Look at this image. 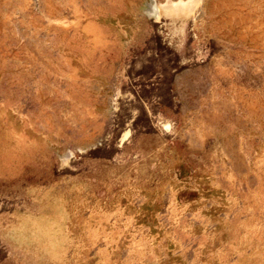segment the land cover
<instances>
[{"label": "rangeland", "instance_id": "rangeland-1", "mask_svg": "<svg viewBox=\"0 0 264 264\" xmlns=\"http://www.w3.org/2000/svg\"><path fill=\"white\" fill-rule=\"evenodd\" d=\"M0 264H264V0H0Z\"/></svg>", "mask_w": 264, "mask_h": 264}, {"label": "bare ground", "instance_id": "bare-ground-1", "mask_svg": "<svg viewBox=\"0 0 264 264\" xmlns=\"http://www.w3.org/2000/svg\"><path fill=\"white\" fill-rule=\"evenodd\" d=\"M182 6H183V5L180 3L179 5H177V6H175V7H177V8H182ZM184 6H185V5H184ZM175 7H174V8H175ZM177 8H176V9H177ZM185 9H186V8H185Z\"/></svg>", "mask_w": 264, "mask_h": 264}]
</instances>
